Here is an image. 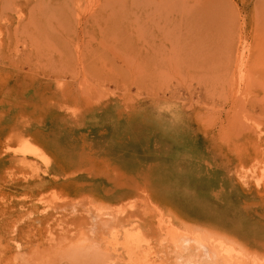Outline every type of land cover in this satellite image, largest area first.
Returning a JSON list of instances; mask_svg holds the SVG:
<instances>
[{"label":"rangeland","instance_id":"374dc122","mask_svg":"<svg viewBox=\"0 0 264 264\" xmlns=\"http://www.w3.org/2000/svg\"><path fill=\"white\" fill-rule=\"evenodd\" d=\"M243 1L0 0V264H141L132 238L264 264V0Z\"/></svg>","mask_w":264,"mask_h":264},{"label":"bare ground","instance_id":"6f19581e","mask_svg":"<svg viewBox=\"0 0 264 264\" xmlns=\"http://www.w3.org/2000/svg\"><path fill=\"white\" fill-rule=\"evenodd\" d=\"M212 1L220 2V1H228V0H212ZM251 1L253 3H255V5H258L260 2V0H249L248 2H246V1L241 2L242 8L238 9L239 18L251 6V4H252ZM228 6H229L228 4L224 5V8H226ZM239 22H240V19H238L236 22H234L235 27H237V25H239ZM72 28H73V26H72L71 22H68L66 19H63L62 24L57 28V32L59 34H63L64 32L70 30V33H71ZM156 37L161 42L160 46H158V51H160L162 55L164 54L165 58L162 56L163 60L167 59L169 62L170 58L173 54L175 56H181L185 52L186 48L182 45L183 40H181L180 42L174 41L173 35L171 33L161 31L158 33V35ZM185 43H186V40H184V44ZM230 53H231V57H232L233 61L235 59H237L238 62L243 61L244 57H243V53L241 52L240 47H234L230 44ZM230 84L231 85L234 84L233 80H230ZM132 242L133 243L130 246V248L133 251H137V252L139 251V253L141 255V258H140L141 264H157L156 256H153V255H155V252H152L151 254L147 253V251H146L147 247L143 248L141 241H137V238H132ZM148 247H150V246L148 245ZM227 255L229 257H232V254H227ZM230 260L233 261V259H230Z\"/></svg>","mask_w":264,"mask_h":264}]
</instances>
